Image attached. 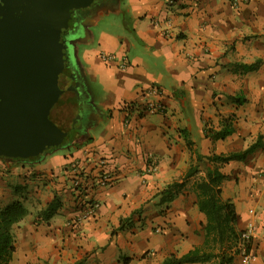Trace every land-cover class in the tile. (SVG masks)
Instances as JSON below:
<instances>
[{"label": "crops", "instance_id": "obj_1", "mask_svg": "<svg viewBox=\"0 0 264 264\" xmlns=\"http://www.w3.org/2000/svg\"><path fill=\"white\" fill-rule=\"evenodd\" d=\"M121 2L118 32L100 30L81 54L86 94L100 95L91 133L65 154L28 162L0 157V210L15 200L27 209L13 225L8 264H162L200 246L205 216L193 182L163 200L194 156L186 140L207 156L243 150L259 135L261 147L219 169L227 174L221 196L235 205L236 227L252 225V264H264V0H240L236 7L230 0ZM101 51L126 57L128 66L102 61ZM249 64L256 66L243 67ZM150 87L159 95L146 94ZM149 98L163 111H145ZM124 102L133 105L125 110ZM228 116L232 134L204 135L205 126L219 127ZM149 154L156 164L150 171ZM98 159L112 173L110 186L96 185ZM73 160L89 184L81 197L99 202L94 216L79 223L72 220ZM203 164L211 166L206 158L199 169ZM53 199L57 207L49 214ZM240 263L237 255L231 264Z\"/></svg>", "mask_w": 264, "mask_h": 264}, {"label": "water", "instance_id": "obj_2", "mask_svg": "<svg viewBox=\"0 0 264 264\" xmlns=\"http://www.w3.org/2000/svg\"><path fill=\"white\" fill-rule=\"evenodd\" d=\"M58 11L55 0H0V156L26 157L42 149L52 128L74 127L61 117L68 107L55 101L68 93L60 88L63 63L48 38L64 21Z\"/></svg>", "mask_w": 264, "mask_h": 264}, {"label": "trees", "instance_id": "obj_3", "mask_svg": "<svg viewBox=\"0 0 264 264\" xmlns=\"http://www.w3.org/2000/svg\"><path fill=\"white\" fill-rule=\"evenodd\" d=\"M255 64L244 65L245 69L255 68ZM232 116L224 117L219 127L205 126L204 135L212 140L224 139L233 133ZM77 145V144H75ZM186 145L193 150L189 166L181 178L173 181L163 190V200H171L184 185L188 178L199 172V164L206 158L211 166L192 183L196 194V203L200 212L205 216L203 223L204 241L181 255L171 254L164 258L162 264L205 263L231 264L234 257L242 251L249 253L251 237H243L244 230L236 227L237 213L234 203L221 196L222 184L227 174L219 169V165L229 161L245 160L256 149L261 147V136L245 149L228 154L202 155L191 140ZM57 207L56 199L49 204L47 212L52 214ZM27 213V209L18 201H12L0 210V264H8L14 250L13 225L19 222Z\"/></svg>", "mask_w": 264, "mask_h": 264}, {"label": "flooded vegetation", "instance_id": "obj_4", "mask_svg": "<svg viewBox=\"0 0 264 264\" xmlns=\"http://www.w3.org/2000/svg\"><path fill=\"white\" fill-rule=\"evenodd\" d=\"M116 0H55L58 5V13H63L64 21L54 26L48 35L51 41V49L54 55L61 57L63 66L60 71V88L68 89L65 97L62 92L56 97L57 106L68 107V113L61 114L64 120H73L74 127L63 133L59 128H52L46 142L43 141L42 149L26 157H6L14 161H34L42 158L46 153L57 147L69 148L79 143L92 125L91 116L94 112V105L91 103L85 91V82L82 81L85 74V63L78 66L72 59V49L77 35H83V22L96 20L102 17L100 10L106 6H111ZM74 87L78 92L76 114L73 115L74 102L72 95Z\"/></svg>", "mask_w": 264, "mask_h": 264}, {"label": "built area", "instance_id": "obj_5", "mask_svg": "<svg viewBox=\"0 0 264 264\" xmlns=\"http://www.w3.org/2000/svg\"><path fill=\"white\" fill-rule=\"evenodd\" d=\"M176 1L177 0H168V2L171 4ZM230 1H231V5L236 7L240 0H230ZM99 58L105 62L118 61V66L120 68H125L128 66L126 57L122 56L121 58H117L114 53H107V52L101 51L99 53ZM158 93H160V89L157 87H150L146 90V94H152L155 96V95H159ZM132 105L133 104H131V102L123 103L125 110L127 109V107H130ZM143 105H144L143 109L149 113H160L164 109V106L160 103V101L158 100L155 101L151 98L146 99ZM147 162H148L147 163L148 170L149 171L154 170L156 164H155V158L153 155L151 154L148 155ZM96 164H97L96 167H98L97 174L95 177L96 185L97 186H110L113 182L112 173L104 169V166H103V164H105L104 160L98 159ZM70 169L74 173V177L71 179V187L73 190L75 204L77 207V214L73 217L72 220L74 223H79L87 217L94 216L97 208L99 207V202L96 200H92V199L85 200L81 197L82 191L87 189L89 185L88 181L86 180L87 178L85 174H83L85 170L81 168V165L77 161L73 160L70 164ZM251 231H252V225L249 224V226L244 230L242 236L251 237ZM239 256L241 259L240 264H252V254L250 252L247 253V252L242 251L239 254Z\"/></svg>", "mask_w": 264, "mask_h": 264}, {"label": "rangeland", "instance_id": "obj_6", "mask_svg": "<svg viewBox=\"0 0 264 264\" xmlns=\"http://www.w3.org/2000/svg\"><path fill=\"white\" fill-rule=\"evenodd\" d=\"M122 11H123V2L121 0H116L111 4V6H106L100 10V12L103 14L101 18L96 20H90L89 22H83L82 28H84V32H86V35L83 33V35H77V38L74 40L73 43V49H72V59L76 62V64L80 67H82L83 61H82V51L84 47L87 45L86 41L88 38H96L100 30H107L110 32H118L119 29H117V24L120 23L122 20ZM84 79L85 84L88 83L87 77L83 75L82 81ZM99 91L95 92L94 97L89 96V99L91 103H96L98 100ZM87 133H91V130ZM50 153H61L65 154L67 153V148L63 147H55L53 148ZM191 159H189V162ZM201 165V163L199 164ZM220 164L219 166H221ZM205 164L202 165V168L199 169V172L195 174L194 176L190 177L187 182L189 185L191 183L198 179L201 175L205 172ZM208 264H212L209 262Z\"/></svg>", "mask_w": 264, "mask_h": 264}]
</instances>
